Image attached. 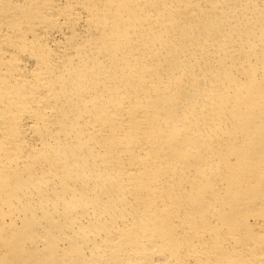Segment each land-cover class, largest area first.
<instances>
[{"label":"bare ground","instance_id":"bare-ground-1","mask_svg":"<svg viewBox=\"0 0 264 264\" xmlns=\"http://www.w3.org/2000/svg\"><path fill=\"white\" fill-rule=\"evenodd\" d=\"M0 264H264V0H0Z\"/></svg>","mask_w":264,"mask_h":264}]
</instances>
